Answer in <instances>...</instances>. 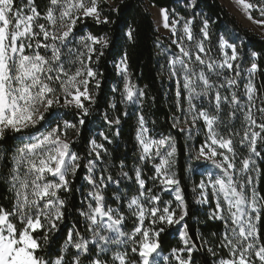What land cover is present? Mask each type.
Listing matches in <instances>:
<instances>
[{
    "label": "snow or ice",
    "instance_id": "6c2138e0",
    "mask_svg": "<svg viewBox=\"0 0 264 264\" xmlns=\"http://www.w3.org/2000/svg\"><path fill=\"white\" fill-rule=\"evenodd\" d=\"M234 2L248 20L264 26V0ZM104 3L47 0L41 10L36 0L19 6L16 0H0V161L12 193L11 208L0 205V264H66L69 249L73 250L71 264H81L82 257H88V264H161L160 237L169 228H176L181 246L162 258L164 264H193L197 246L188 233L189 212L175 171L174 136H153L145 116L138 114L137 160L131 173L121 160L118 179L110 171L116 165L105 160L106 144L112 140L104 131L99 132V140H88L86 157L73 148L97 104L103 78L98 65L105 50L115 44L107 33L83 30L89 21L97 26L116 22L111 14L119 8L106 9ZM197 6L196 0L187 4L189 9ZM159 17L177 49H162L166 65L161 68L167 69L179 113L173 115L171 127L189 141L202 135V140L186 145L187 154L189 160L203 161L213 169L196 185L197 203L214 202L209 218L223 222L218 247L225 254L219 255L213 247L207 251L219 256L214 264H264L260 227L264 195L256 183L261 175L258 160L264 161V94L258 96L253 83L261 54L251 53L241 92L242 56L234 39L221 35L213 49L207 18L196 33L195 14L177 17L174 10L170 14L161 8ZM124 36L132 41L133 30L129 28ZM114 68L122 87L114 86L112 92L119 93L125 111L115 116L105 111L100 118L119 136L121 116H128L129 106H142L145 92L132 80L126 53ZM228 72L235 75L230 77ZM108 108L119 111L115 97ZM69 112L75 119H67ZM242 152L247 155L241 157ZM82 166L83 180L90 187L76 211L90 235L73 226L61 252L46 259L39 254L41 242L47 244L49 236L60 230L67 211L62 193L71 191ZM149 166L150 175L144 171ZM122 181L129 182L128 190L134 194L126 198V207L114 208L107 203L105 191ZM165 192L173 193L174 200L164 199ZM129 217L131 230L126 228Z\"/></svg>",
    "mask_w": 264,
    "mask_h": 264
},
{
    "label": "trees",
    "instance_id": "16d2710c",
    "mask_svg": "<svg viewBox=\"0 0 264 264\" xmlns=\"http://www.w3.org/2000/svg\"><path fill=\"white\" fill-rule=\"evenodd\" d=\"M39 8L43 10L47 5V0H36ZM197 7L189 9L187 7L191 0H118L113 5L105 2L106 9L119 8V12H113L111 18L116 21L109 25H94L91 21L84 27V31L92 30L99 34L107 33L110 40H114V46L105 50V56L98 65L99 71L103 73L102 86L97 96V104L90 117L86 118V124L82 127L77 142L73 145L74 150L82 157L87 155V142L91 138H99V132L104 131L112 140L111 144H106L109 155L105 160L116 167L110 169L115 178H119V163L124 160L127 168L131 173L137 160L135 149V129L137 115L143 114L148 121V127L152 130L151 134L157 138L160 136L172 135L175 137L177 147V165L175 171L181 179L182 195L188 208L186 223L188 233L196 244L193 250V264H214V260L219 256L213 257L208 253L207 248L213 247L219 255H224L225 251L218 247V241L221 233L224 231L223 222L212 220L209 213L213 206L197 203L198 192L196 185L199 183L200 175L198 173L188 172L187 168H192V162L189 160L186 145L190 144L186 134H182L172 128L173 115H179L174 105V87L168 79L164 57L161 54L162 47L168 46L173 49L176 47L169 42L166 37L160 35L156 29L153 17L149 11V6L161 9H169L170 14L179 17L191 18L196 15V21L193 25L194 32L198 33L202 19L207 18L210 22V32L212 33V47L215 49L217 37L225 35L226 38H232L240 48L241 60V77L238 78L240 91H243L244 84L247 83V68L250 67V57L253 51L261 54L258 64L260 71L253 77V83L257 88V95L264 94V37H261L250 29L242 26L238 20L221 4L220 0H196ZM17 5L26 3V0H16ZM183 23V21H181ZM131 28L133 30V40L128 41L124 33ZM103 31H100V30ZM159 45V47L157 46ZM127 54L128 71L131 73L133 82L144 90L145 96L143 104L127 107L128 116H121L122 123L120 126V135L116 136L113 131H109L103 124L100 114L108 111L110 115H119L125 111V106L119 104V93H113L112 88L122 87L121 77L117 75L114 63L118 62L124 54ZM213 56L216 55L213 51ZM227 75L234 76V72H228ZM116 98L118 110L114 111L108 108V104ZM227 110L222 118L226 120ZM67 119H75L72 112H69ZM154 122V123H153ZM202 124V122H200ZM240 127L239 121L235 125ZM74 135V133H73ZM197 142L203 139V136H196ZM247 155L241 153V157ZM90 158V157H89ZM86 161H81V164ZM261 168V175L257 179V189L264 195V161L258 160ZM239 166V161H237ZM146 174H151L150 166L144 169ZM86 170L81 167L71 186V191L62 193L67 202V211L65 220L60 226V230L49 236L47 244L42 243L40 255L46 259L55 258L56 254L61 252L67 239V232L73 229V226L85 236L90 235L85 231L83 218L76 211L81 207V202L90 186L83 180ZM7 169L3 161H0V205L5 208H11L12 193L8 190L6 182ZM128 181H122L119 187L109 185L105 191L106 201L112 207H126V198L131 196L132 192L128 190ZM151 184V182H149ZM119 195L124 199L114 201L113 197ZM162 197L168 200H174L173 193H162ZM133 227L132 218L129 217L126 228L131 230ZM179 227V226H177ZM262 233H264V220L260 224ZM215 234V235H213ZM199 237V238H197ZM207 242L206 244L204 242ZM161 251L160 260L168 256L171 249L181 246L179 235L176 228H169L161 234L160 237ZM72 249L66 254V264H71ZM110 259V254L108 256ZM81 264H88V257H82Z\"/></svg>",
    "mask_w": 264,
    "mask_h": 264
},
{
    "label": "rangeland",
    "instance_id": "374dc122",
    "mask_svg": "<svg viewBox=\"0 0 264 264\" xmlns=\"http://www.w3.org/2000/svg\"><path fill=\"white\" fill-rule=\"evenodd\" d=\"M116 1H118V0H105V2H107L111 5H113ZM220 2L238 20V22L242 26H244L247 29H250L252 32H254L257 35L264 37V26L257 25L255 23H253L252 21L248 20L245 17V15L243 14V12L240 10V8L236 5L234 0H220ZM148 9H149V11L153 17V20H154V23H155V26H156L158 33L160 35H162L163 37H166L169 40V42H171L170 32L162 27L160 17H159V10L160 9L152 7V6H149ZM162 49H170L172 52L177 51V49H173L171 47L164 46V45H163ZM161 54H162V52H161ZM163 57H164V61L166 62V56L163 55ZM193 131L195 132V130H193ZM195 142H197L196 136H194V139L192 141H190V144L195 143ZM191 162H192V169H193L192 174L195 172L198 173L200 175V179L203 177H206L208 171H213V169L211 168V165L206 164L203 161H195L193 159V160H191ZM197 192H198V200H199L200 195H199L198 189H197ZM204 205H210V206L214 207V202H210V203L204 204Z\"/></svg>",
    "mask_w": 264,
    "mask_h": 264
}]
</instances>
